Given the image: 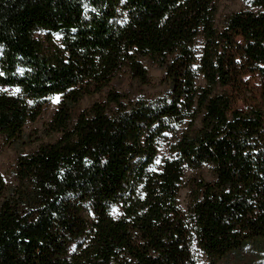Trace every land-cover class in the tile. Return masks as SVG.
Segmentation results:
<instances>
[{
	"label": "trees",
	"instance_id": "trees-1",
	"mask_svg": "<svg viewBox=\"0 0 264 264\" xmlns=\"http://www.w3.org/2000/svg\"><path fill=\"white\" fill-rule=\"evenodd\" d=\"M245 1L218 29L215 0H0L1 145L34 142L60 97L42 130L59 137L0 177V264H220L264 243V110L228 92L264 79V0ZM143 59L163 93L73 115L121 73L149 85Z\"/></svg>",
	"mask_w": 264,
	"mask_h": 264
},
{
	"label": "rangeland",
	"instance_id": "rangeland-1",
	"mask_svg": "<svg viewBox=\"0 0 264 264\" xmlns=\"http://www.w3.org/2000/svg\"><path fill=\"white\" fill-rule=\"evenodd\" d=\"M217 13L215 15V26L219 29L223 25L225 16L237 11H243L250 9L248 2L245 0H215ZM260 36L261 46L264 48V31ZM142 64L146 67L148 76L150 79L149 85H138L131 82L129 75L121 73L117 78L113 79L110 86L98 95L88 96L82 99V101L74 108L73 115L77 116L83 109L89 107L91 104L105 100V94L110 89H115L120 93H125L132 86L131 97H155L163 93L166 89L161 85L160 79L163 75V68L151 64L147 59H143ZM240 83L237 87L228 89V92L232 95V107L239 110H247L253 107H260L264 110V79H262L256 72L252 74H246L242 76ZM200 84L203 81L199 80ZM10 91V90H9ZM58 95H53L47 98L44 107L41 111L39 118L35 123H28L25 125L23 133L29 135L31 138H35V141L29 145H25L22 148L17 144L2 146L0 142V177L4 180L5 185L11 187L15 184L14 174L16 168V159L19 154L29 153L36 149L39 143H53L59 135L52 134L49 137H45L42 134L44 126L52 119V115L57 109L60 102ZM166 148L161 147L159 151V159L166 155ZM194 171L186 170L184 172L185 180L193 176ZM200 174L206 179H210L209 166H204L200 170ZM186 194L187 190L181 189L179 195L180 205L186 207ZM220 264H264V243H253L242 251L240 256L234 258L233 256L227 260V262Z\"/></svg>",
	"mask_w": 264,
	"mask_h": 264
}]
</instances>
